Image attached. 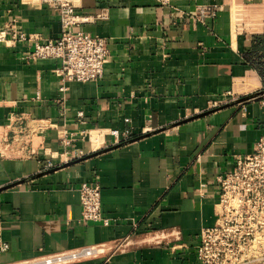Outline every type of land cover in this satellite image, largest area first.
Here are the masks:
<instances>
[{"label": "crops", "instance_id": "1", "mask_svg": "<svg viewBox=\"0 0 264 264\" xmlns=\"http://www.w3.org/2000/svg\"><path fill=\"white\" fill-rule=\"evenodd\" d=\"M70 1L80 15L106 13L80 26L108 41L99 81H63L61 60L25 58L32 41L0 42V229L10 245L0 264L83 247L99 253L68 264H202L219 179L264 135L259 99L222 107L262 88L264 0ZM200 4L224 9L202 24L190 16ZM13 19L43 40L63 30L44 3L0 0V31ZM91 129L88 150L80 133ZM111 129L131 135L113 144ZM104 141L112 148L67 165L60 157ZM84 182L100 185L108 224L82 219Z\"/></svg>", "mask_w": 264, "mask_h": 264}, {"label": "built area", "instance_id": "2", "mask_svg": "<svg viewBox=\"0 0 264 264\" xmlns=\"http://www.w3.org/2000/svg\"><path fill=\"white\" fill-rule=\"evenodd\" d=\"M35 1L48 5L58 13L63 28L61 35L55 40H43L37 36H29L19 30L17 20L13 19L7 28L0 31V42L9 44L17 41H32L34 47L28 52L25 58L27 60L46 58L61 60V66L56 70V74L63 81H99L103 77L105 67L110 61L108 41L105 38L81 29L80 26L86 22H95L96 20L106 18V13L101 12L95 15L94 18H91L90 16L80 15L70 0ZM160 1L164 3L169 2V0ZM223 9L224 5L222 4H200L196 6L190 16L196 22L205 24L209 19L216 18ZM65 89L64 86L61 87V90ZM259 93L256 98L259 99L264 108V82ZM215 105L217 106L218 104L216 103ZM79 116H83L82 112ZM126 121L128 122L130 120L126 119ZM146 129L148 131L151 128ZM89 132L90 130H83L80 133L81 138L88 139ZM105 135L112 136V143L114 144L128 138L131 135V131L126 129L123 133H120L118 130L111 129L106 131ZM61 139L64 147L73 146L76 135L72 132L70 134L65 132L61 136ZM83 154L82 149L64 151L60 157L66 156V158H63V161L68 162ZM55 158L52 155L49 159L45 160V167L54 168ZM219 181L221 183L220 205H223L225 209H227V203L230 197L240 207L246 197L254 194H264V135L257 142L254 152L248 156L238 158L234 168L225 176L220 177ZM78 190L82 205V219L84 221L108 224L109 219L102 212L100 185L84 182L79 186ZM219 216L221 219L222 214L220 213ZM220 226V223H218L215 227L207 228L201 233L196 254L202 264H212L214 261V257L212 256L214 254L211 253L213 248L211 243L217 232H219ZM9 247V243L3 239L0 229V250L6 251ZM97 253L99 251L96 247H83L58 254L42 256L34 260L26 261V263L68 264L93 258Z\"/></svg>", "mask_w": 264, "mask_h": 264}, {"label": "rangeland", "instance_id": "3", "mask_svg": "<svg viewBox=\"0 0 264 264\" xmlns=\"http://www.w3.org/2000/svg\"><path fill=\"white\" fill-rule=\"evenodd\" d=\"M85 140L90 150L88 140ZM107 145L105 142L98 150ZM82 150L84 154L72 160L91 153L85 148ZM232 199L229 198L227 209L223 205L218 206L222 214L219 221L221 226L211 243V253L214 254L212 264H264V194L246 197L240 207Z\"/></svg>", "mask_w": 264, "mask_h": 264}, {"label": "water", "instance_id": "4", "mask_svg": "<svg viewBox=\"0 0 264 264\" xmlns=\"http://www.w3.org/2000/svg\"><path fill=\"white\" fill-rule=\"evenodd\" d=\"M259 94L260 93H257L255 95H251V96H248V97H245V98H241V99L235 100V101H233L231 103H227V104L223 105L222 107L231 106V105H234V104H238V103L244 102V101L249 100V99L256 98ZM196 117H198V116L196 115V116H193V117H191L189 119L196 118ZM142 137H144V135L139 136L138 138H142ZM138 138H135V139H138ZM135 139H133V140H135ZM111 148L112 147H109V148L103 149L102 151L107 150V149H111ZM100 152H101V150L96 151V152H93V153L87 155L86 157L80 158L78 160H82V159L88 158V157L93 156V155H96V154H98ZM73 162H75V161L67 162L65 165L70 164V163H73ZM0 190H1V188H0Z\"/></svg>", "mask_w": 264, "mask_h": 264}, {"label": "bare ground", "instance_id": "5", "mask_svg": "<svg viewBox=\"0 0 264 264\" xmlns=\"http://www.w3.org/2000/svg\"><path fill=\"white\" fill-rule=\"evenodd\" d=\"M91 132H92V129L90 130L89 135H88L87 138H89V137L91 136ZM87 140H88V139H87ZM37 261H39V260H37ZM22 264H28V263L24 262V263H22Z\"/></svg>", "mask_w": 264, "mask_h": 264}]
</instances>
